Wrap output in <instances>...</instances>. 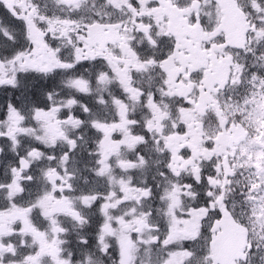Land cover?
<instances>
[{
  "label": "snow or ice",
  "instance_id": "obj_1",
  "mask_svg": "<svg viewBox=\"0 0 264 264\" xmlns=\"http://www.w3.org/2000/svg\"><path fill=\"white\" fill-rule=\"evenodd\" d=\"M0 9V264H264V0Z\"/></svg>",
  "mask_w": 264,
  "mask_h": 264
},
{
  "label": "flooded vegetation",
  "instance_id": "obj_2",
  "mask_svg": "<svg viewBox=\"0 0 264 264\" xmlns=\"http://www.w3.org/2000/svg\"><path fill=\"white\" fill-rule=\"evenodd\" d=\"M2 13H3V9H0V14H2ZM57 79H59V78H57ZM0 95H2V92H0ZM6 145H7V142L5 140L0 139V147L6 148ZM0 159H3V157H0Z\"/></svg>",
  "mask_w": 264,
  "mask_h": 264
}]
</instances>
